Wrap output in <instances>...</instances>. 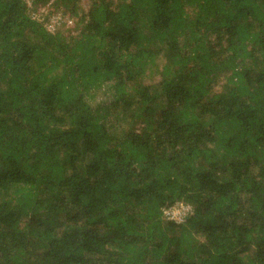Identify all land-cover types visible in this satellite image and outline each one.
Returning a JSON list of instances; mask_svg holds the SVG:
<instances>
[{
	"label": "trees",
	"instance_id": "obj_1",
	"mask_svg": "<svg viewBox=\"0 0 264 264\" xmlns=\"http://www.w3.org/2000/svg\"><path fill=\"white\" fill-rule=\"evenodd\" d=\"M0 264H264V0H0Z\"/></svg>",
	"mask_w": 264,
	"mask_h": 264
},
{
	"label": "rangeland",
	"instance_id": "obj_2",
	"mask_svg": "<svg viewBox=\"0 0 264 264\" xmlns=\"http://www.w3.org/2000/svg\"><path fill=\"white\" fill-rule=\"evenodd\" d=\"M25 2L27 6L30 7L31 0H25ZM36 11L37 12H32V17L42 22L47 29H54L58 25L59 18L54 15L48 16V11L46 9L38 8ZM44 19H46V21ZM188 210L189 208L187 206L182 204L176 205L167 212V217L178 223L182 221Z\"/></svg>",
	"mask_w": 264,
	"mask_h": 264
}]
</instances>
